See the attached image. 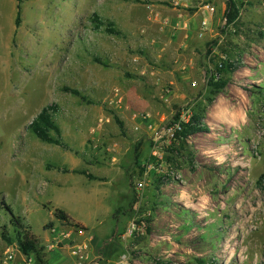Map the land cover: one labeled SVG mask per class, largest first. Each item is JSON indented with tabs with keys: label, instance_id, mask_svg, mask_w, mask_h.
I'll return each instance as SVG.
<instances>
[{
	"label": "rangeland",
	"instance_id": "rangeland-1",
	"mask_svg": "<svg viewBox=\"0 0 264 264\" xmlns=\"http://www.w3.org/2000/svg\"><path fill=\"white\" fill-rule=\"evenodd\" d=\"M237 1L234 22L222 23L224 8L212 31L199 37L196 29L195 86L176 76L148 86L141 70L188 58L182 19L195 12L200 24L198 0H19L17 25V0H0V204L43 248L57 228L81 231L77 242L96 240L90 255L100 264L125 251L128 264H264V7ZM220 62L235 71L208 105L201 75ZM115 89L122 101L109 104ZM51 104L61 145L27 128ZM182 110L199 113L210 132L189 137L192 156L158 166L152 132L132 116L149 114L157 126ZM55 209L78 227L55 219ZM8 221L2 210L0 262L17 250ZM131 223L140 230L125 237ZM51 256L73 264L66 250Z\"/></svg>",
	"mask_w": 264,
	"mask_h": 264
},
{
	"label": "trees",
	"instance_id": "trees-1",
	"mask_svg": "<svg viewBox=\"0 0 264 264\" xmlns=\"http://www.w3.org/2000/svg\"><path fill=\"white\" fill-rule=\"evenodd\" d=\"M18 4L16 5L17 8V17L15 20V24L17 25L19 22V12H20V6H19V0H17ZM242 5V2H239L237 0H227L226 1V7L224 16L226 19V22L228 24L235 21L239 14L240 6ZM110 33H115V30H109ZM235 71L234 67L229 63H222L221 67L215 66V75L214 77H210L207 82V88L209 91V97L207 98V104L211 105V103L214 101L215 97L221 93L225 87L231 82V75ZM64 91H68L73 95H78V92L75 90H70L68 88H64ZM206 109H202L204 112ZM56 113V105L51 104L44 106L40 109V111L37 113V115L32 119V121L28 125V130L32 132V134L42 143L46 144H53V145H61V133L59 130V127L55 123L54 115ZM173 119L177 118V113L172 116ZM116 123L118 124V127L121 131H123V124L121 121H119L117 118H115ZM203 117L199 113H193L190 115L188 122L183 123L181 130L175 134L177 139V144H173L172 148H169L167 151V154L164 156L163 163L166 165L170 164V161H172V158H174L177 155L182 156H192L191 152L189 151V147L187 146L186 142L189 139L190 136L201 134V133H209V127L207 125H204L203 123ZM137 151H138V145L135 146L134 152L135 157L137 158ZM141 170L144 171L143 168ZM79 174L84 175L88 179H93V177L88 174L87 172L80 171ZM0 207V212L2 210H5L6 213L9 215V225L12 227L14 234H15V243L17 245V248L19 252L25 256L30 255L31 253H34L38 259V261L42 262L43 264H46L45 261V254L43 253V247L41 246V240L35 236L30 226L25 224L24 220L15 215L12 211V209L2 202ZM53 217L59 221H63L65 223H69L70 225L74 227H78L76 223H74L61 209H55L53 212ZM147 222V220H144ZM52 224H49L51 226ZM2 236L5 237L6 241L8 243H12V240H10L5 235V228L6 226H2ZM196 264H208L202 259H196Z\"/></svg>",
	"mask_w": 264,
	"mask_h": 264
},
{
	"label": "built area",
	"instance_id": "built-area-1",
	"mask_svg": "<svg viewBox=\"0 0 264 264\" xmlns=\"http://www.w3.org/2000/svg\"><path fill=\"white\" fill-rule=\"evenodd\" d=\"M187 2L188 0H184ZM227 1V0H226ZM246 1V0H245ZM262 6L264 7V0H261ZM179 1H175L174 5L177 6ZM198 8L203 12L204 16L199 24V37H203L208 29H209V20L207 16H214L219 11L216 0H198ZM226 21L225 16L222 18V23ZM134 62L137 61L136 58L133 59ZM222 63H218L217 66L220 68ZM215 68L204 70L201 75V81L207 83L210 77H214ZM194 85V84H192ZM165 93V91H163ZM164 95V94H163ZM163 95L160 96L163 99ZM122 98L119 94V90L115 89L112 92V96L109 98V104H120ZM177 118H171L166 123L154 126L150 122L149 114H134L133 119H137L140 124H142L146 130L152 132V141H153V149L151 155L153 156L155 162L158 166H162L164 160V154L162 152V148H168L173 144H177V139L175 134L181 130L182 124L187 123L190 117L188 110H182L181 112H176ZM175 113V114H176ZM174 114V115H175ZM106 120L102 117L97 120L99 124H103ZM138 129V126L135 127V130ZM111 161H115V156L110 157ZM140 186V184H139ZM137 230H140L139 226H136L135 223H131L127 232L125 233V237H131ZM83 233L79 231L78 233H73L72 231L64 230L61 231L57 228H53L50 231L51 239L44 246L43 253L50 252L52 250H66L68 256L71 258L73 264H100V261H96L91 258L90 255V239H87L82 242H77V236L82 235ZM18 250V248H17ZM19 251V250H18ZM15 250H9L5 252L4 259L0 262V264H12L14 260ZM128 252L125 251L121 253L116 262L113 264H128ZM23 255V254H22ZM23 264H43L38 261L36 255L31 253L28 256L23 255L22 259Z\"/></svg>",
	"mask_w": 264,
	"mask_h": 264
},
{
	"label": "crops",
	"instance_id": "crops-1",
	"mask_svg": "<svg viewBox=\"0 0 264 264\" xmlns=\"http://www.w3.org/2000/svg\"><path fill=\"white\" fill-rule=\"evenodd\" d=\"M246 1H249V0H246ZM217 6L219 9L217 14H215L214 16H207V19L209 20V29H208L209 31H212V27L217 25L218 19H216L217 18L216 16L219 15L220 11L222 13L223 9L225 8L224 5L217 4ZM155 15H158V13H156ZM202 16H204L203 12H202ZM196 17L197 15L194 12V14L191 15L189 18L182 19L183 20L182 23H184V25L187 27V32L185 33V35H183V37H181L180 44L183 47L188 58L181 57L180 54L173 56L172 58H170V60H168V62H166V64L165 63L163 64V66H166V67L163 71L161 70L159 73L158 71H154V70L153 71L147 70V69L141 70L139 75L141 77H145V78L147 77L146 85L148 86L160 85L162 81L164 82L165 80H168L171 78L172 79L174 78L176 80L175 76L179 77L181 81L186 80V81L191 82V84H194L193 86H195L199 82V79H198L199 77L197 78L198 76L197 64H196L197 58H195V53L190 50L191 44L195 43L197 39L195 36V32L199 24H198V20H196L197 19ZM141 83L143 85L145 84V82H141ZM90 243H92L91 244L92 247H94V245L95 247H97L98 245L96 240H92L90 241ZM54 251L55 250L46 252L45 254L46 264H62V262L60 263L56 262L55 258H53L52 256L50 257V255L53 254ZM22 259H23V255L18 250H15L14 260L12 264H18V262H22Z\"/></svg>",
	"mask_w": 264,
	"mask_h": 264
},
{
	"label": "bare ground",
	"instance_id": "bare-ground-1",
	"mask_svg": "<svg viewBox=\"0 0 264 264\" xmlns=\"http://www.w3.org/2000/svg\"><path fill=\"white\" fill-rule=\"evenodd\" d=\"M188 206H190V207H192V205L191 204H187Z\"/></svg>",
	"mask_w": 264,
	"mask_h": 264
}]
</instances>
